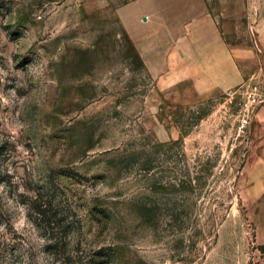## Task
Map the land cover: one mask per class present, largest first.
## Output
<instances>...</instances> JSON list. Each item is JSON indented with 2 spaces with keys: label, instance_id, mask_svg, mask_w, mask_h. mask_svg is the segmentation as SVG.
I'll return each mask as SVG.
<instances>
[{
  "label": "rangeland",
  "instance_id": "374dc122",
  "mask_svg": "<svg viewBox=\"0 0 264 264\" xmlns=\"http://www.w3.org/2000/svg\"><path fill=\"white\" fill-rule=\"evenodd\" d=\"M261 16L264 0H0V264H264L254 118L239 127L264 88ZM209 23L243 79L229 89Z\"/></svg>",
  "mask_w": 264,
  "mask_h": 264
},
{
  "label": "crops",
  "instance_id": "0c3cea01",
  "mask_svg": "<svg viewBox=\"0 0 264 264\" xmlns=\"http://www.w3.org/2000/svg\"><path fill=\"white\" fill-rule=\"evenodd\" d=\"M200 18L204 19L202 22H206L205 20H207V16L201 15L200 17L197 16L192 19V21L202 20ZM207 25L210 26L212 33L210 34L211 38L208 40V44L214 46L213 59H211L212 63L218 64V66L221 65V71L227 75L225 77V85L223 86L229 89L231 85L235 86L243 79L239 69H237L231 50L224 45L215 25L213 23ZM256 30L259 32L260 40L264 41V16L259 18ZM230 80L233 81L232 84H229ZM252 128L251 148L247 152L243 172L250 178V183L254 187L251 191L253 198H258L264 192V105L256 111Z\"/></svg>",
  "mask_w": 264,
  "mask_h": 264
},
{
  "label": "trees",
  "instance_id": "16d2710c",
  "mask_svg": "<svg viewBox=\"0 0 264 264\" xmlns=\"http://www.w3.org/2000/svg\"><path fill=\"white\" fill-rule=\"evenodd\" d=\"M176 144H178V141H173L171 144L169 145H172V146H175ZM164 146L161 145V147ZM171 146H169L168 150H170ZM141 161H142V167L141 169L148 172V170H151L153 169V163H152V158H149V156L147 157V155H143L141 156ZM197 178V184H198V177ZM190 182H191V179H190ZM190 182L188 183L186 180H180L177 185L179 187H181L183 190H193L194 187L190 184ZM160 188H163L165 187L164 185H159ZM202 185H197L198 188H200ZM158 188V187H157ZM39 200L38 199V196L33 199L31 201V205H32V209L34 211V220L36 219H40V220H43V218H46L45 216L48 214L47 212V209L46 207H42V205L39 203ZM155 203H152V204H149L148 202L146 203H141L140 205L137 206V209H136V212L140 215V217L144 220V221H148V219L150 220V218H152L151 216L155 215ZM170 213H171V217L173 218V220H175L176 222H178V226L180 228H183V224H184V217L187 216V211L183 209V207H178L177 204H174L171 208H168ZM101 216L103 217H106L107 219H112V212L110 211V207L108 206H105V207H101L98 209L97 211ZM198 213H196V217H198ZM57 213L53 214V217L56 215ZM50 221L51 220H48L47 219V222H46V226L45 227H48L49 229H51L50 227ZM49 240H51V242L48 244V248L49 250L51 251V253L53 254H56L58 252V249H59V245H58V240L56 238H50ZM113 253V252H112ZM114 254V253H113ZM96 255L98 257H104L105 259H100L99 262H105V263H108V262H112L114 261L116 257H114V255H112L110 252H104V251H97L96 252ZM74 256V255H73ZM72 256V253H68L66 255V259L67 261L71 262L72 264L74 262H76L75 258L76 257H73Z\"/></svg>",
  "mask_w": 264,
  "mask_h": 264
},
{
  "label": "built area",
  "instance_id": "2783aa9c",
  "mask_svg": "<svg viewBox=\"0 0 264 264\" xmlns=\"http://www.w3.org/2000/svg\"><path fill=\"white\" fill-rule=\"evenodd\" d=\"M263 104L264 88L258 83H253L250 90L247 92L246 101L241 108L239 124L241 130L251 123L257 109Z\"/></svg>",
  "mask_w": 264,
  "mask_h": 264
}]
</instances>
